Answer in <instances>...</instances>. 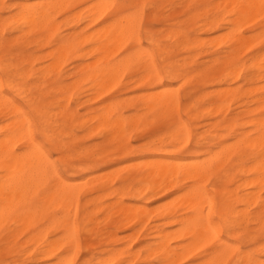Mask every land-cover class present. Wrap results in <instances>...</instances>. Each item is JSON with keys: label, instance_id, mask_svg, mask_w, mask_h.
<instances>
[{"label": "bare ground", "instance_id": "1", "mask_svg": "<svg viewBox=\"0 0 264 264\" xmlns=\"http://www.w3.org/2000/svg\"><path fill=\"white\" fill-rule=\"evenodd\" d=\"M163 1L153 0L152 4ZM148 2L149 0H13L8 3L0 0V10L9 14L7 18L0 16V51L10 52V56H0V239L5 235L15 236L21 229L35 230L25 243L28 249L14 260H35L37 264H77L74 253L80 246L78 218L80 212L84 211V224L91 234L97 233L96 228L101 222L96 220L100 214L105 215L102 216L104 220H113L117 230L130 228L138 220H144L143 216L156 214V224L140 241L141 249L147 254L146 258L143 257L146 264H154L151 260L157 264H184L191 256H194L191 264H239L240 261L246 264L249 258H253L256 264H264V243L253 251H245L239 243L234 242L259 243L260 235L254 236L253 231L264 234V113H259L257 118L249 122L250 128L244 125L236 128L233 122L227 120L222 127L221 122L210 118L223 108L218 104L219 101H226L239 92L232 88V84L239 79L244 69H247L246 80L251 86L250 89L247 88L246 97L249 98L259 89L264 90V86H258L264 82V53L251 57L252 63L247 68L240 66L235 50L212 59L211 67L216 70L211 75L206 74L205 79L207 78V82L220 79L219 83H224L226 88L217 92L214 99L210 95L200 97L201 104L205 99H211L210 106L208 104V107H202V110L190 116L197 123L203 118L212 119L205 124V135L200 140L197 139L192 159L188 160L173 153L160 156L157 154L158 146H155L154 158L144 162L139 169V176L127 178L119 187L111 185L107 175L105 181H102L101 176H93V164L96 161L88 152L85 153L81 166H71L69 169L75 174L91 175L89 179L86 177V181L82 179V183L72 182L70 178L60 175L56 168L50 170L51 158L35 137L33 117L13 96L18 95L36 113L41 130L60 151L70 149L60 139L65 125L58 122L60 116L65 122L72 126L77 125L89 134L95 130L100 131L99 134H104L106 141L123 138L132 127H141L142 117L126 119L120 114L125 99L115 98L112 102L106 99L109 103L102 105L97 112L83 120L79 119L78 110L70 109V101L74 99L72 91L81 90L77 98L81 104L97 100L102 92L107 91L109 82L108 89L113 87L112 81H118L125 71L134 66H141L146 70V74L141 75L143 78L136 82L140 88L151 90L140 99L146 114L178 111L181 94L172 84L167 85L166 79L183 80L188 76L181 70V66L172 62L164 66L162 74L156 64L154 52L150 48L142 47L139 20ZM203 4L211 3L204 0ZM79 6H84V9H80L73 16L76 26L82 21L89 22L93 27L104 20L109 22L92 33L76 32L68 37L61 36L57 24L58 14ZM185 7L189 5L186 4ZM127 8H133L135 12L123 15ZM191 8H188L187 14L191 15L192 20L202 17V23L198 28L196 26L198 31L194 37L188 33L177 32V44L186 50L200 48L204 44L205 38H201L203 33L223 30L224 34L219 35L222 41L219 42V38H216L218 41L214 42L217 35H213L212 41H209L210 38L207 40L210 42L209 46L227 42L233 48L251 39L242 31L246 22L249 25L251 21L261 18L264 28V0H220L201 14H193ZM6 34L12 37H6ZM43 34H46V44L54 48L50 49V53L47 52L53 59L50 64L52 68L47 67L49 71L44 76L42 74V78L49 74L55 75L61 62L78 51L79 46L92 45V48L89 46L90 50H84L79 55L81 60L90 59V62L80 67L76 80L65 83L55 76L53 84L57 85V90L66 93L60 99L54 95L46 98L41 86H37L35 91L27 88L32 69L25 65L30 64L28 66L31 67L33 64L26 55L30 43L28 37ZM146 34L147 38L152 37L149 31ZM130 39L135 41V47L138 48L122 57L118 56L117 49ZM42 42L40 40L39 45ZM223 71L224 76L221 75ZM158 86H162V89L154 91ZM5 88L12 94L6 93ZM189 94L191 93L188 92L186 96ZM251 100L262 104L264 95ZM133 101L137 104V101ZM93 123L96 126L93 127ZM190 135L188 123L180 121L171 131L170 137L178 142L175 145H179V141H188ZM233 138H237V144L227 145V141ZM235 158L239 159L238 162ZM245 162L249 165H244ZM126 165L128 168L131 166L127 163ZM111 171L113 172L112 169ZM110 175V178H115ZM129 180L131 182H127ZM210 180H214L212 189L208 186ZM186 182L193 183L185 193H179V197H173L174 200L170 198L172 201H167L170 202L167 206H152L157 196L181 189ZM231 185L236 187L231 188ZM127 200H137L139 204L132 208ZM42 223H46V226L38 229V225ZM56 233L60 237L53 239L52 235ZM99 233V237L105 236L108 247L96 256L92 251L94 245L89 244L87 248L91 256L84 264L132 262L130 249L116 247L117 231Z\"/></svg>", "mask_w": 264, "mask_h": 264}, {"label": "rangeland", "instance_id": "2", "mask_svg": "<svg viewBox=\"0 0 264 264\" xmlns=\"http://www.w3.org/2000/svg\"><path fill=\"white\" fill-rule=\"evenodd\" d=\"M6 1H8V3L13 2V0H6ZM152 1L153 0H149V2L146 4L143 15L139 20L140 21L139 30L142 41V47L150 48L154 52L156 64L158 66L159 71L162 74L164 72V66L167 63H171V62L178 64V66H181L182 68L181 70L184 72V74H187L188 76L186 78L187 80L186 79L170 80V78L166 79L167 85L172 84V86H174V88L176 87L175 89H178L181 94V104H180V109L178 111L172 113L168 112L169 114L161 113V112H157L155 114H149V115L146 114L147 111L144 110V107L140 99L142 96L146 95L151 90L145 87L140 88V86L138 85L139 83H136L139 79L143 78V76L141 75H145L146 70L143 69V67L141 66L138 67L134 66L132 68H129L127 71H125L118 78V81H112L111 84H113V87L111 86V88L108 89V87H110L109 85L110 82H109V84L107 85V91H105L104 93L102 92V95L97 100L90 101L86 104H81V102L77 100L81 90L76 89L72 91L74 99L73 101H70V109L72 111L78 110L79 119L83 120L86 117L88 118L91 114L97 112L99 108L102 107V105L109 103L108 100L112 102V100H114L115 98L121 100L125 99L126 101L124 102V105H122V107L120 108V114L126 119L129 118L132 119L136 116L142 117L143 121L141 123V127L140 128L132 127L127 131L125 137L123 138L116 139L115 141H110V140L106 141L104 138V134L102 135L99 134L100 131L95 130L92 134H89L87 131L79 128L77 125L72 126L69 123L65 122L64 119H62V117L60 116L58 122L60 124L65 123L62 129L63 134L61 135L60 139H63L68 144V146H70V149L60 151L55 147V145L51 143V141L48 140L47 136L41 130V126L38 122L36 113H34L30 108V106L26 102H23L18 95L13 94V96L18 100V102L21 103L28 112L31 113L34 119V134L37 141H39L45 147L48 154L49 153L58 154L56 156L49 155L51 159L58 160V166L56 167L58 173L64 177L70 178L72 182L74 181L75 183H82L84 182L82 181V179L86 181V177L88 178L91 176V175L88 176V174L85 173L75 174L72 173L71 170H69L71 166H76V167L81 166L82 161H84L86 152H88L92 156V158H94L96 161L93 164L95 165L94 166L95 171L93 173V176H101L100 178L103 177L102 181L108 179L110 184L114 185L115 187L121 186V184L127 178L139 176L140 173L139 169L142 168L144 162L147 163L152 158H154L153 149H155V146H158L157 154L160 156L165 155L164 153L166 154L168 153L167 155L173 153L176 156L186 158L188 160L192 159L194 155V151H196L195 143L197 139L200 140L205 135L204 132L207 130L205 124L207 121H210L212 119L204 120L203 118L200 122L197 123L194 120H192L190 116L194 112L200 111L203 108L208 107V104L210 106L211 99H205V101H203L201 104L199 103L200 97L210 95L212 99H214L217 92L219 93L223 91L224 88H226V85L224 83L222 84L219 83L220 79L209 80L208 82L206 81L207 78L205 79L206 74L211 75L214 69L216 70L215 67L214 68L211 67L213 60L215 58L224 56L225 52L227 51L234 52L235 50V52L237 53L240 59V66L243 65L244 68L245 67L247 68L250 66L249 64L252 63V61L250 60L251 57L264 53V33H263L264 28L262 27L261 18L253 20V22L251 21L252 23L248 22L249 25L246 24L247 23L246 22L242 26L243 29L241 28L244 34H247L246 36L249 38L251 37L252 39V40L250 39L251 43H249L250 40L249 41L247 40L246 42L247 45L249 43L248 47H245L246 43H244L243 45H236L235 47L230 48V43L227 42H221L219 45L217 44L212 47L211 45L209 46L210 42H208L207 40H209L208 38H210L211 40L209 41H212V37L214 39L213 35L218 36V37L215 36V39L213 40L214 42L218 41V39L216 38H219V42L222 41V37L220 38V36L223 35L224 34L223 32L225 31L221 30L219 32H212V33L209 32V33L201 34V38L202 39L205 38L203 39L204 44L198 49L186 50L183 49L181 46H178L176 40L179 38V35H177V32L188 33L190 36L194 37L196 36V33L198 31L197 28L202 23L201 22L202 17H196V19L193 20L190 18L191 15L187 14L188 8L192 7L191 12H193V14L194 13L201 14L206 9H209L211 4L213 5V3L220 0H208L211 3L209 5H204L203 4L204 0H195L190 2L188 1L186 2L185 0H164L163 2H159L158 4L155 5L152 4L153 3ZM156 1L157 0H154V2ZM186 4H188L189 7H185ZM80 9H84V6L76 7L70 11H62L58 14L57 24L61 36L68 37L76 32L78 34H82L83 32L92 33L109 22L107 20H104V22H101L100 24L93 27V25L92 24L90 25L89 22L82 21L76 26V22L74 20L75 17L73 18V16H75ZM134 12L135 10L133 8L131 9L127 8L124 11L123 15H130ZM182 13H184L183 15L185 16H183ZM0 16H2V18H7L9 14L4 13L2 12V10H0ZM147 31H149L152 34V37L150 39L147 38V34H146ZM251 33L253 34L254 37L252 36ZM45 36L46 34H43L42 36L30 35L28 37V41L30 43H28V47L26 49V55L29 58H31L33 64L31 67L28 66L30 64L25 65V67L32 69V75L28 79L27 88H29L32 91H35L37 86H41V89L43 90L42 92H44L47 96L46 98H50L51 95H54V97L60 99L63 96H65L66 93L57 90L56 88L57 85L53 84V80L55 79V76L60 77V81H64L65 83H71L72 81L76 80L78 77L77 74H78V70H80V67L88 63V61L90 60V59L81 60L79 55L85 51L90 50L89 46L91 47L92 45L79 46L78 51H76L74 54H71L68 58L64 59L61 62L60 67L57 69L56 73H54L55 75L49 74L46 77L42 78L45 74L48 73L49 69L52 68L50 64L53 63V59L51 58V56L48 55L47 52L50 53L52 48L54 47L53 46L50 47L49 45L46 44L44 40ZM6 37H12V36L6 34ZM40 40H43L41 45H39ZM137 48H138L137 46L135 47V41L133 39H130L117 49L116 54L122 57L128 54L129 52L136 50ZM159 50H162L163 53L162 51L160 52ZM114 51H116V49ZM4 55L10 56V52L0 51V56H4ZM29 61L30 60H28V63ZM224 73L225 72L223 71V74L221 75L224 76ZM197 74L199 76H197ZM247 74H248L247 69H244V71L241 72L239 79L235 80V82L233 81L232 88L237 89L239 92L236 93V95H234L233 97L227 98L226 101H222V100L219 101L218 104H221L223 108H221V110L217 114L212 115L210 117L213 119H217L219 122H221L222 127L225 126L224 122L227 120L229 122L230 121L233 122L236 128H240L243 125L246 126V128H250L249 122L257 118L259 116V113L261 112L264 113V102L262 104H258L255 101L251 100L252 98L255 99L256 96L257 98H259L262 95H264L263 92L264 90L259 89L255 91L254 94L251 95L249 98H247L245 95V93H248V89L251 88V86H249L246 80ZM39 77L41 78V80H39ZM263 84L262 85L257 84V85L262 87L264 86ZM105 89L106 88H104V90ZM158 89L159 90L162 89V86H158L153 90L159 91ZM5 90L6 93H11V91L8 88H5ZM188 92H190L191 94H189V96H186ZM129 98L130 99L134 98L133 100L137 101V104L133 100L130 101ZM83 101L84 99L82 100V102ZM190 107L193 108L189 111ZM140 112L141 115H139ZM180 121H186L188 123L191 130V135L188 141L182 143L179 141V145H175L178 142L174 140L175 138L173 139L170 137L171 131L176 128L177 124ZM191 123L194 124L192 125ZM94 125L95 123L92 124L93 127ZM237 142H238L237 138H233V139H229L227 141L228 144L227 143L226 144L234 145L237 144ZM174 147H176L177 149H175ZM138 160H140V162ZM238 160H239L238 158H235V161L238 162ZM105 162H109V163L106 164ZM126 163L130 164L132 167L129 166L130 168H128V165H126ZM133 163H135L136 166L135 164L133 166L132 165ZM121 165L124 166L125 170H123V166ZM244 165H249V163L245 162ZM120 166L121 169H119ZM126 168L128 171H126ZM111 169L113 170V172L111 171ZM108 170H110L112 176L115 173L113 176L115 178L112 179L109 177L111 173ZM106 175L108 176L107 179H106ZM127 182H131V180ZM192 183L193 182H186V184L184 183L181 189H177L169 193L160 194L154 199V203L152 206L153 207L157 206L156 208L167 206L172 200H174L173 197H179L180 196L179 193L180 194L185 193L189 188L188 186H190ZM213 184H214V180L213 181L210 180L208 182V186L210 189H212ZM230 187L235 188L236 185H231ZM170 198L172 200H170ZM82 202H84V199H82ZM127 204H129L132 208H134L136 204L137 205L139 204V202L137 200H127ZM90 210L91 209H89V211ZM85 216H86V212L81 211L78 218V224L80 227V231H79L80 246L77 249V251L74 253L75 262L77 264H84L87 258L91 256L87 248L89 244L94 245L92 251L93 253H95L96 256L99 255L100 252H102L104 249L108 247L105 236L99 237L98 234H100L99 232L105 233L109 230L114 232L117 231V235H118L117 237L118 242L116 245L117 248L130 249L129 251L132 253V256L130 258L131 259L133 258L132 260H130L132 261L130 264L147 263L144 259L146 258L147 254L145 250L141 249L140 241L145 238V236L150 232V229L156 224L157 222L156 214L148 216L149 218L147 216L146 217L143 216L144 220L141 219L142 222L138 220L140 222L137 221L138 223L136 222L132 227L127 229L124 228L120 230H117L115 228L113 224V220H104L105 215L100 214L96 222L99 221L101 223L96 228L97 233L94 234L89 233L88 230L86 229V225L84 224ZM45 226L46 223L39 224L38 229H42ZM34 231H35L34 229H30V230L21 229L19 230V232L17 231L18 233L16 232L15 234V236L17 235L16 237L12 236L13 238L15 237L12 240H10V238H12L11 236L8 235L3 236V238L0 239V261H4L5 264H7L8 261L14 260L15 257L19 256L24 250H27L28 247L26 248L25 243L27 242L29 237L32 234H34ZM58 234L59 233L52 235V238L53 239H57V237L59 238L60 234L59 235ZM253 234L254 236L260 235V241H259L260 244L258 242L257 243L256 242L240 243L239 241H234V242L239 243V245L245 251H253L259 245L264 243L263 233H256V231H253ZM140 250L142 251L140 252ZM135 254H137V256H134ZM193 259L194 256H191L189 260L184 264H191L192 262H194ZM150 262L157 264L156 261L152 262L151 260ZM122 264H127V263H122Z\"/></svg>", "mask_w": 264, "mask_h": 264}, {"label": "snow or ice", "instance_id": "3", "mask_svg": "<svg viewBox=\"0 0 264 264\" xmlns=\"http://www.w3.org/2000/svg\"><path fill=\"white\" fill-rule=\"evenodd\" d=\"M51 156L58 155L57 153H49ZM58 166V160L51 159L49 160V168L50 170H54ZM262 251H264V248H262ZM0 264H5L4 261H0ZM7 264H37L35 260H28V259H16V260H10L7 262ZM51 264V262H49ZM239 264H245L244 261H240ZM246 264H256L255 260L253 258H249L246 262Z\"/></svg>", "mask_w": 264, "mask_h": 264}]
</instances>
